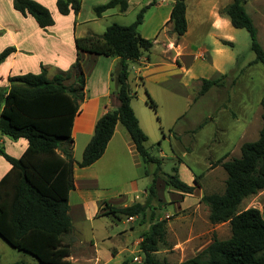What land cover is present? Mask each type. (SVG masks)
<instances>
[{
	"label": "trees",
	"instance_id": "16d2710c",
	"mask_svg": "<svg viewBox=\"0 0 264 264\" xmlns=\"http://www.w3.org/2000/svg\"><path fill=\"white\" fill-rule=\"evenodd\" d=\"M129 1L110 0L94 7L93 12L97 18L116 8L120 13H126ZM156 3L157 0H153L141 9L136 21L129 26L113 24L102 35L76 38L77 57L69 71L49 78L46 69L42 68L38 74L9 77L10 88H0V136L28 141V148L19 158L8 155L0 147V155L11 165L10 171L0 180V237L12 248L31 255L39 264H71L68 260L70 246L63 243V237L73 230L69 195L75 188L74 168L76 165L89 167L103 156L118 123L129 133L144 163L155 164L156 169L144 203L123 208L106 205L100 216L112 221L138 217L143 222L148 220L150 212L151 226L140 243L143 264H169L156 258L167 234L166 220L156 217L153 206L159 198L157 179L162 176L166 186L182 196L193 195L200 184L197 177H194L193 185L182 181L177 168L171 175L162 173V160L147 150L148 136L132 108L136 93L132 92L129 84V63L139 62L154 46L153 40L141 35L139 26L143 24L146 10ZM245 3V0H232L220 10V15L227 17L234 28L245 29L249 33L251 49L256 55L253 63L264 65V48L258 42L257 30ZM56 6L63 16L71 12L78 15L82 0H57ZM13 7L23 16H32L41 29L54 25L50 11L34 0H13ZM167 24L171 25L172 33L178 38L187 33V0H173ZM14 51L13 47L3 50L0 65ZM81 52L120 59V65L112 75L120 106L98 119L82 160L76 162L72 129L80 104L86 99ZM220 78L203 79L199 94L204 95L218 86ZM146 93L148 104L156 111L157 104ZM261 107L259 138L244 143L239 158L222 164L227 174L224 192L204 194L200 199V203L209 208L212 225L230 224L231 237L214 240L182 264H264V206L263 212L257 208L239 211L246 198L264 192V94Z\"/></svg>",
	"mask_w": 264,
	"mask_h": 264
},
{
	"label": "rangeland",
	"instance_id": "374dc122",
	"mask_svg": "<svg viewBox=\"0 0 264 264\" xmlns=\"http://www.w3.org/2000/svg\"><path fill=\"white\" fill-rule=\"evenodd\" d=\"M108 1L84 0L81 17H93L92 3L101 5ZM152 1L130 0L126 13L114 10L102 18H95V22L83 24L77 32L81 36L88 33L102 35L113 24L129 26L136 21L141 9ZM245 1L246 11L257 30L258 42L264 46V32L258 24L264 18V0ZM172 2L157 0L156 5L144 13L139 32L153 40L154 46L143 56L146 68L137 73L140 66L129 64V84L132 92H136L134 107L148 136L146 148L152 156L162 160V173L171 175L173 169L177 168L182 181L191 185L193 178L197 177L200 184L192 196H182L181 199L179 192L166 186L162 176L157 179L159 199L153 206L157 209L156 217L166 220L167 234L156 258L169 264H182L214 240L231 237L230 224L212 225L209 208L200 203V199L204 194L224 192L227 174L222 164L239 158L241 146L259 138L264 65L253 63L256 55L245 29H236L231 24L218 32L210 29L213 13L220 14V10L231 4L232 0H219L218 7L212 5L215 2L217 5L218 0H187L188 30L181 38L174 35L171 25L167 24ZM225 41L228 44H224ZM219 77L218 86L212 87L204 95L199 94L203 79L215 80ZM90 78L92 86L95 79ZM146 91L157 104L156 111L148 104ZM7 139L11 152L19 154V146L13 144L16 141ZM4 164L7 162L0 155V167ZM145 169L148 173L151 171L149 177H139L132 167L129 177L127 171L123 172L124 192H128L123 195L127 197V204L136 194L125 184L134 177L139 181L140 193L137 195L142 197L140 201L144 200L142 192L151 185L156 165L150 164ZM177 204L182 206V210ZM263 206L264 192H260L246 198L239 211L257 208L263 212ZM147 217L149 221L150 212ZM117 224L122 226V223ZM126 227L130 233L126 239L129 253L122 255L121 260L132 256L130 252L134 248V241L144 228L137 225L130 232V224ZM0 244L4 247H0L1 264L16 260L39 264L31 255L12 248L1 237Z\"/></svg>",
	"mask_w": 264,
	"mask_h": 264
},
{
	"label": "crops",
	"instance_id": "0c3cea01",
	"mask_svg": "<svg viewBox=\"0 0 264 264\" xmlns=\"http://www.w3.org/2000/svg\"><path fill=\"white\" fill-rule=\"evenodd\" d=\"M34 1L42 4L50 11L54 20L52 27L46 30L41 29L32 16H23L14 9L13 0H0V53L8 47L15 49L0 65V88L3 90L10 88L9 77L28 73L38 74L42 71V68L46 69L49 78H53L59 72L69 71L77 57L75 39L99 35L88 33L85 36H81L77 32L80 26L89 21L95 22V18H97L94 12L93 17L90 15L89 18L83 19L81 17L84 9V0H82V9L78 15L71 12L67 16H63L58 12L57 0ZM212 5L218 7L219 0L217 5L216 2ZM96 6H98L97 3H92V10ZM114 10L118 9H111L104 13L102 17ZM210 20V29L215 32L221 31L224 27H228L231 24L227 17L221 16L218 12H214ZM258 24L264 32V18ZM1 40H4V43H1ZM80 59L86 77V99L80 104V112L75 117L72 129V138L74 140L73 156L76 162L82 160L83 152L94 135L98 119L108 111L115 110L120 106L115 94L116 85L112 76L120 65V59L83 52L80 53ZM135 64L140 66L137 73L142 68H146V62L143 61V58ZM90 77L95 79L92 86H90ZM132 108L139 120L140 127L145 132L135 110L134 99L132 100ZM13 144L19 146H17L20 149L19 154H13L8 146L7 137L0 136V147L12 157H21L28 148V141L25 139L16 140ZM145 166L148 165L144 163L129 133L120 123L116 125L112 139L103 156L97 162L85 168H80L78 165L75 166V188L69 195V215L72 220L73 230L70 234L63 237V243L70 246L71 254L68 260L71 264L142 263L143 254L140 250V243L143 235L150 229V221L141 222L138 217L112 221L108 217L100 216V213L105 211L106 205L123 208L146 201L149 187L143 190L144 200L140 201L142 197L137 195L140 193L139 181L134 177L130 178L128 184H125L133 194H136L130 204H127V197L123 194L128 192H124L126 188H124L122 182L123 172L127 171L129 177L131 167L134 174L136 171L139 177L142 175L149 177L151 171L148 173ZM10 169L11 165L8 162L1 165L0 180ZM192 178L190 177V179ZM191 185H193V181ZM181 197L182 195L180 194ZM179 203L182 204L181 202ZM180 204L177 205L179 210H182ZM117 223H122V226ZM127 224H130V232H133L137 225L144 228L139 231V237L134 241V248L130 252L132 256L129 258L124 257L121 260L122 255L129 253L126 239L130 233L126 227ZM0 247L4 249L1 244ZM20 261L23 264H34L25 260H16L9 264Z\"/></svg>",
	"mask_w": 264,
	"mask_h": 264
}]
</instances>
